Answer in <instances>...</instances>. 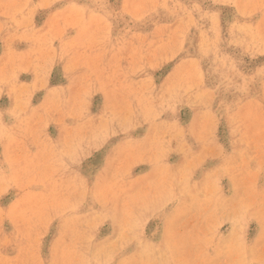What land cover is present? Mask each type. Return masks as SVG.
<instances>
[{
  "label": "rangeland",
  "instance_id": "1",
  "mask_svg": "<svg viewBox=\"0 0 264 264\" xmlns=\"http://www.w3.org/2000/svg\"><path fill=\"white\" fill-rule=\"evenodd\" d=\"M0 264H264V0H0Z\"/></svg>",
  "mask_w": 264,
  "mask_h": 264
}]
</instances>
